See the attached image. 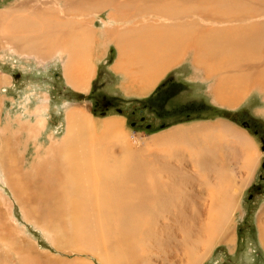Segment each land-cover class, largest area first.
Listing matches in <instances>:
<instances>
[{
	"label": "rangeland",
	"instance_id": "obj_1",
	"mask_svg": "<svg viewBox=\"0 0 264 264\" xmlns=\"http://www.w3.org/2000/svg\"><path fill=\"white\" fill-rule=\"evenodd\" d=\"M18 1L0 0V11L15 10L13 7ZM32 1L34 2L31 3L36 4V1L40 0ZM86 1L83 3L82 0H77L79 3L73 11L56 9V12L63 16L70 15V18L77 22L76 29H86L90 34L87 55L92 63V70L89 71L90 75L87 73L89 80L84 89H75L67 82L65 52L61 53L58 50L55 53H46L44 57H37L34 52L21 53L11 49L10 45H6L0 38V77H6L7 80V83L0 81V264H57V262H63V264L71 262L76 264H186L188 254L185 253L184 245L181 243V234L188 229V232L190 231L188 234L195 235L193 238L203 236L202 229L208 214L207 199L210 190L203 183L205 180L213 179L210 175L203 177L185 152L183 164H180L182 166L175 163L178 169L187 173H185L184 184H180L181 187L171 186L173 189H179V194L169 192V195H164V199L158 202L162 204L161 207L154 210L143 207L138 212L139 216L136 220L135 216L130 217L135 243L134 249L131 250L132 254L129 253L130 257L127 254H125L126 258L121 257L122 259L117 256V254H123L121 252H124L122 249L124 243L122 245L119 241L118 229L114 227L113 222L110 223L112 225H103L106 226L101 229L106 232L104 240L100 238L78 240L77 238L76 240L80 243L76 241V246L74 242L72 244L58 243L54 230L57 215L63 216L60 220L66 222L65 216L68 213L56 212L53 209L54 203L50 198L53 189L43 187L46 185L42 183L43 181L38 182L43 178L48 179L53 171L52 163L44 158L43 163L36 160L44 156L50 159L48 149H51L52 144H50L49 135L52 134L51 137L55 140L62 138L66 131L65 111L70 106L82 107L95 121L98 129H102V121L106 118L117 120L123 136L111 147L113 151H118L120 147H136L142 150L144 149L143 141L148 140L150 136L161 134L176 125L200 121L227 123L233 131L247 139L256 152V167H253L250 178L236 192L237 209L228 230L234 237L231 243L218 238L208 253L196 264H264V246L258 238L260 234L257 222L258 214L264 208V92L250 83L237 102L229 105L219 103L214 99L213 89L221 80L227 82V79H231L228 77L231 73L234 80H239L237 88L245 87L242 78L239 77L244 73L236 72L232 66L229 74L222 69L213 70L215 74L208 73L207 66L194 63L197 55L202 59L209 55L199 53V46L209 37H215L221 28V34L232 30L231 36L241 39L242 36L245 38L250 34L242 27L251 26L253 31L264 30V0H235V5L231 7L226 6L224 0H144V3H140L142 0ZM219 1L224 5V9L217 8V6L221 7L218 4ZM44 21L49 22V20ZM88 27L93 31L92 34ZM239 27L242 28L241 32ZM42 29L46 30V26ZM243 29L247 35L242 33ZM153 33L155 37L162 38H168L171 35L183 37L179 44L184 51L182 58L170 65L157 85L144 92V95L134 96L131 92L125 94L121 80L126 78L129 83V75L122 70H117L116 66L114 71L112 69L117 54L120 53L119 40L134 38L138 35L143 39L152 36ZM141 43L139 39L134 44L138 46ZM218 45L221 48L225 47L228 53H234V51L243 53L245 49L239 52L240 49L233 48L231 41L226 42L224 37L220 39ZM126 52L131 53L129 50ZM248 53L255 54L246 59L242 65V68L246 66V75H244L246 83L249 76L258 71L259 65L264 64V45L262 47L257 44V47ZM213 56L209 55L205 59L207 65V60L212 58L213 61L218 58L215 60L216 63L221 62L218 53ZM229 57L232 58V56ZM223 62L228 63L224 59ZM139 67L143 69L144 65H136L134 71L139 70ZM237 73L240 75L238 76ZM16 74L19 76L14 78ZM236 94L239 96V90ZM37 105H40V112L32 113ZM36 120H40V124L43 125L34 128ZM215 138L218 147V151L213 150L215 156L217 153L221 163L232 173L228 181L240 183L239 176L245 171L241 168L246 155L245 146L237 140L228 142L218 136ZM6 140V143H10L8 145L13 156L19 161L15 162L18 165L15 170L20 176L15 193L2 173L4 168L1 165L6 162L4 152L8 151ZM214 146L215 142L213 149ZM36 149L39 151L37 152ZM170 160L174 161L172 158ZM37 162L43 165L48 175L36 176V170L32 166H35ZM41 187H43V194ZM30 203H33L32 206ZM91 213L108 215L115 214L116 211H91ZM189 215L191 217H188ZM145 216H147V223L142 226L141 233H137L138 230L140 232V228H136V224L144 220ZM86 220L90 219L86 218ZM109 220L111 221L110 218ZM107 227L109 229H106ZM91 230L94 231L95 226ZM176 241H178L177 244H175ZM72 246L76 249L80 248L75 250ZM201 250L202 246L197 245L195 251L201 252ZM168 254H170L169 257ZM105 255L109 261L111 260L110 262L101 259Z\"/></svg>",
	"mask_w": 264,
	"mask_h": 264
},
{
	"label": "bare ground",
	"instance_id": "obj_2",
	"mask_svg": "<svg viewBox=\"0 0 264 264\" xmlns=\"http://www.w3.org/2000/svg\"><path fill=\"white\" fill-rule=\"evenodd\" d=\"M82 1L84 3L86 0ZM220 1L218 4L221 7L217 6V8L224 9V5L220 4ZM31 2L34 1L19 0L16 4L14 3L15 5L13 8H15V10L9 12L6 10L0 11L1 40H4L6 45H10L11 49L18 52L20 51L21 53L24 51H26V53L34 52L37 57H44L46 53H55L58 50L61 53L65 52L67 55L65 64V76L67 82L78 90L86 88L89 80L88 74L89 71L92 70V63L87 55L89 52L90 34L86 29H76L77 22L71 19L70 15L63 16L56 12V9H61L62 11H64L63 9H70V11H73L77 8L79 2H77V0H40L39 2L36 1V4ZM140 3H144V0ZM224 3L226 6L231 7L235 5V0H224ZM44 20H49V22L46 23ZM45 26L46 30L42 29ZM239 28L240 31H237L241 32L242 28H245L250 34H245L243 29L244 32L242 33L247 36L243 34L245 38H243L242 35H240V37L242 36V39L238 37L235 38V36L233 37L230 34L232 30L230 32L225 31L226 33L224 32L221 34V28L216 33L215 37H209L206 41H203L200 44L198 49L199 53H204V55L205 53H208L212 56L213 54L218 53V57H221V62L216 63L215 60L218 58L213 61V58L211 57V60H207V65L205 59L209 55L205 56V59L199 58L197 55V59L194 60V63H200L207 66L208 73H214L213 70L215 69H222L223 72L229 74L232 70L230 67L232 66L235 68L236 72H239L240 74L244 73V75H246V66L242 68L243 62L249 57L254 56L255 53L248 52L254 50L257 47V44L263 47L264 30L259 29L253 31L251 26ZM88 30L91 34L93 33L90 27H88ZM222 37H224L226 42L230 40L233 48L238 47L240 49L239 52L245 48L243 53H235V51L234 53H228L225 47L221 48L218 43ZM139 39L142 43L137 46L134 43ZM182 40L183 37H176L175 35H171L168 38H162L160 36L155 37L154 33L152 36H147L143 39H141L139 35L134 38L128 37L126 39H120V53L118 54V64L115 65L117 67L116 69L122 70L129 75L128 84L133 85V87H138L134 89L135 91L138 93H144L155 86L158 80L161 79L162 73L161 71L158 72L151 69L149 71V68H146L147 66H144L143 69L139 67V70L134 71V67L149 62L150 59L152 63H155L156 61L160 62L161 60H164L163 62L166 63L169 59H171L170 61H172L173 64L176 63L182 58V54L184 53L181 45H179ZM127 50L131 53H127ZM41 53L44 55L42 56ZM229 56H232V58ZM215 57L217 56L215 55ZM222 57L228 63H224ZM259 66L260 68L258 71L249 76L247 83L244 75L237 73L238 76L240 75L239 77L242 78L245 87L237 88L239 80H234L232 73L231 76H228L231 79H227V82L221 80L216 88L213 89L212 94L214 99L222 104H233L241 99L247 85L250 83L254 84L261 89L260 91L263 90L262 92H264V64H260ZM220 79L221 78H219V80ZM232 80H234V82ZM0 81L2 83H7L6 77H0ZM235 90H239V96L236 94L237 91ZM39 107L40 105H37L32 113H39ZM65 119L66 131L62 138L60 140H55L54 137H51L52 134L49 135L51 141L50 144H52L51 149H48L50 152L48 153L50 159L44 156L39 159L37 158L36 160L39 161V163H43L46 159L47 162L50 161L52 163L51 167L53 171L48 179L45 180L43 178L38 182L43 181L42 183H46L43 187L47 186L53 189V192L50 195V198L54 203L52 205L53 209L56 212L66 211L68 213V215L65 216L66 222L60 220L63 216L57 215L58 219L56 226H54V230L55 234H57L58 243L67 242L72 244V242H74V245L76 246L77 238H79L78 240H80V238H93L92 240H94V238H100L101 240H104V233L106 232L101 229H103L102 227L105 228L107 225H112L110 223L113 222V225H115L114 227H117L118 229L117 233L119 241H121L122 245L124 243V246L122 247L124 252L120 251L123 254H117V256H120V258H126L125 254H127V256H129V253L132 254L131 250L134 249L135 243L132 237V224L129 221L130 217L135 216L136 220V217L139 216L138 212L143 207H147L150 210L161 207L162 204L158 202L164 199V195H169V192H173L176 195L179 194L180 190L177 188L173 189L171 186L179 187L180 184H184L186 172L178 169V166L175 163H178L179 165L183 164V154L185 152L188 153V158H191L192 161L191 163H193L195 168L199 169V172L203 177H208L210 175L213 179H211L213 182L205 180L203 183L205 187L208 186V189H210L208 191L209 197L207 199L208 214L207 217L205 216L206 220L203 229L202 227H199L203 230V236L193 238L194 234H188L190 231L188 232L187 227V230L184 231L185 233L183 232L181 234V243L185 248L183 249L185 250V253L188 254L186 264H196L199 262V260L208 253L210 247L218 238H221L226 242L232 241L234 235L229 233L230 231L228 230L229 224L234 218L233 215L235 209H237L236 201L238 196H236V192L250 178V173L251 171L253 172L252 169L256 165L257 156L250 142L240 136L237 132L233 131L227 123L219 124V122L200 121L192 124L176 125L169 130H165L161 134H154L150 136L148 140L143 141L144 149L142 150H139L136 147H120L121 149L118 151H113V148L111 147L117 144L123 136L120 126L116 122L117 120H112L115 118L104 119L102 121V129H98L95 121L84 111V109H82V107L70 106L65 111ZM34 124V128L43 125L40 124V120H36ZM216 136L221 139L224 138L228 142L231 140H237L245 146L246 155L241 167L245 171L244 173H242V171V174L239 176L240 183H232L231 181H228L232 173H230L228 167L221 163L217 153L215 156L213 150L218 151L215 141L217 140L215 138ZM6 142L7 140L5 141V144H7L8 151L4 152L6 162L1 165L4 168L2 173L5 180H7V184L15 193V188L19 186L18 180L20 177L15 170L18 167L15 162L19 161L18 158L16 159L13 156L10 146L8 145L10 143ZM214 142L215 146L213 149ZM36 151L38 152L39 150L36 149ZM171 158L174 160L173 162H171ZM39 163H36V165L38 164L37 166H32V168L36 170V176L44 177L43 174L48 175V173L44 171L43 165ZM43 187H41L42 194ZM172 204H174V201ZM178 205H180V203ZM88 209L90 210L89 212ZM84 211L86 212L84 213ZM91 211H116V213L100 215L97 213H91ZM188 217L191 216L189 215ZM86 218H89L90 220L88 221ZM257 222L259 226L258 232L260 234L258 238H260L259 241H261L264 246V208L260 210ZM146 223L147 216L144 217V220L136 224V228H140V232L138 230L137 233H141L142 226L146 225ZM94 226L95 230L93 231L91 228ZM199 228L198 230H200ZM106 229H109V227ZM108 231L109 230H107V232ZM175 236H173V238ZM166 241L165 243H168ZM78 243H80V241ZM172 243H174V240ZM177 243L178 241L175 242V244ZM197 245L202 246L201 252L195 251ZM72 247L75 248V250L80 248L76 249V247ZM43 255H45L44 252ZM169 255L170 254L167 256L169 257ZM102 257L103 258L101 259H104L106 262L111 261L106 258V255ZM57 264H63V262H57ZM70 264L76 263L71 262Z\"/></svg>",
	"mask_w": 264,
	"mask_h": 264
},
{
	"label": "crops",
	"instance_id": "obj_3",
	"mask_svg": "<svg viewBox=\"0 0 264 264\" xmlns=\"http://www.w3.org/2000/svg\"><path fill=\"white\" fill-rule=\"evenodd\" d=\"M117 54V53H116ZM118 54H117V57H116V60H115V62H114V64L112 65V69H113V71H114V68H115V65H117L118 64ZM171 59H169V61H170ZM164 60H161L160 62H158V61H154L155 63H152V61H151V59H150V61L149 62H145L143 65L144 66H147L146 68H149L148 70L150 71V69L151 70H156V71H158V72H160L161 71V73H162V76H161V78L165 75V73H166V71H167V69L169 68L168 66H170V65H173V62L172 61H168V62H166V63H164L163 62ZM180 61V60H179ZM161 64V65H160ZM167 66H165V65ZM154 66V67H153ZM157 68H156V67ZM152 67V68H151ZM162 68V69H161ZM164 68H166V69H164ZM147 70V69H146ZM162 70H163V72H162ZM117 73H119V74H122L121 72H117ZM123 75H124V73H123ZM125 76V75H124ZM160 80V79H159ZM159 80H158V82H159ZM157 82V83H158ZM157 83L155 84V85H157ZM121 86L123 87V91H125L126 93L125 94H130V93H128V92H131V95H134V96H140V95H144L145 93H142V94H139L137 91H135L134 89H136V88H138V87H133V85H130V84H128L127 83V79L126 78H122V80H121ZM129 87V88H128ZM155 87V86H154ZM153 87V88H154ZM127 88H128V90H127ZM131 88H132V90H131ZM152 88V89H153Z\"/></svg>",
	"mask_w": 264,
	"mask_h": 264
},
{
	"label": "water",
	"instance_id": "obj_4",
	"mask_svg": "<svg viewBox=\"0 0 264 264\" xmlns=\"http://www.w3.org/2000/svg\"><path fill=\"white\" fill-rule=\"evenodd\" d=\"M19 75L18 74H16V75H14V78H17Z\"/></svg>",
	"mask_w": 264,
	"mask_h": 264
}]
</instances>
